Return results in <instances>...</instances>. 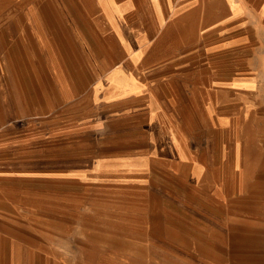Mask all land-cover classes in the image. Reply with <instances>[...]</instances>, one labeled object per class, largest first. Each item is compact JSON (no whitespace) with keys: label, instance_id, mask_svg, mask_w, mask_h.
Returning <instances> with one entry per match:
<instances>
[{"label":"crops","instance_id":"obj_1","mask_svg":"<svg viewBox=\"0 0 264 264\" xmlns=\"http://www.w3.org/2000/svg\"><path fill=\"white\" fill-rule=\"evenodd\" d=\"M262 85L264 0H0V264L24 216L70 209L73 188L187 183L200 208L245 214L227 204L264 198L248 185L264 155L233 126L264 115ZM213 230L197 263L263 264Z\"/></svg>","mask_w":264,"mask_h":264},{"label":"rangeland","instance_id":"obj_2","mask_svg":"<svg viewBox=\"0 0 264 264\" xmlns=\"http://www.w3.org/2000/svg\"><path fill=\"white\" fill-rule=\"evenodd\" d=\"M251 115L245 124L236 120L233 130L242 142L259 144L258 153L264 155V115ZM141 185L145 188L114 200L92 191L84 197L73 188L70 209L24 216V245L8 247L7 264H202L197 263L195 241L198 233L205 238L219 233L213 227L228 239L242 235L248 242L255 240L247 252L264 264V198L227 204L248 207L245 214L218 215L199 207L187 183ZM248 185L250 192L264 191V182ZM240 223H249V228L238 231Z\"/></svg>","mask_w":264,"mask_h":264}]
</instances>
